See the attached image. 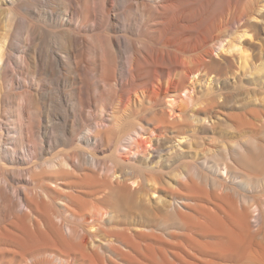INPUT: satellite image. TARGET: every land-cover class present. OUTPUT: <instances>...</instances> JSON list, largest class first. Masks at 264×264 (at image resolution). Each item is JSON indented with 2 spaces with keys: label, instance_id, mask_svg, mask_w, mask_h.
Returning a JSON list of instances; mask_svg holds the SVG:
<instances>
[{
  "label": "bare ground",
  "instance_id": "obj_1",
  "mask_svg": "<svg viewBox=\"0 0 264 264\" xmlns=\"http://www.w3.org/2000/svg\"><path fill=\"white\" fill-rule=\"evenodd\" d=\"M131 1L61 0L58 4L46 0V8L41 5L38 9L40 0H0V133L4 132V136L0 134V167L9 168L5 167L6 174L0 169L5 175L0 188L11 204L6 211L7 222L0 224V264L5 258H9V264H54L55 259L40 258L46 251L58 254L57 264H264V136L260 138L263 141L258 138L262 133L256 124L247 121L248 117H238L237 125L246 129L248 135L224 143L223 160L214 158L216 162L207 169L214 178L209 176L210 183L221 189L220 193L216 192L218 189L212 192L206 183L203 185L205 177L194 165L187 164L186 170H179L170 181H165L167 175L163 174L165 168L191 154L197 145L192 136L185 135L191 129L184 133L176 129L187 114L178 107V99L182 92L190 90L188 84L197 74H203L202 82L209 87L212 67L217 64L215 52L224 45L223 40L209 34L210 27L216 21V26L224 29L239 24L237 31L242 40L249 34L256 36L258 30L264 29V18L259 17L264 1L258 7L257 0H249L248 3H256L255 10L251 9L253 6L245 7L248 11L242 10L245 13L229 19L218 15L216 0ZM244 5L247 2L240 7L243 9ZM120 7L123 13L118 12ZM132 9L137 18L129 15ZM32 16L40 20L43 16L45 22L52 24L47 27L52 30L38 29L40 25L37 29L31 27L27 17ZM260 18V23L255 22ZM46 38L49 40L43 47ZM244 42L251 45L249 40ZM177 49L192 52V58ZM241 52L234 60L247 63L251 51ZM225 56L221 59L232 61ZM233 64L235 67L236 63ZM4 83L8 87L6 92ZM255 91L250 104L264 107V96H260L263 92L258 96ZM82 103L100 104L95 121L85 115ZM5 104L16 109L9 119L3 117L8 111L2 109ZM137 109L148 111L144 110V117L136 116L140 118L136 122L125 119L128 125L115 132L120 127L115 118L132 116ZM24 115L31 123L28 135L14 139L8 124L19 131ZM202 115L193 114L190 118L201 130L213 131L217 116L213 118L205 112ZM256 119L264 132V116ZM240 132H231V137L238 138ZM140 137H145V148ZM98 152L108 153L105 156L110 163H102L105 156L100 158ZM239 163L245 165V169L240 166L242 171L235 170ZM200 164L207 166V158ZM37 171L50 175V181L47 179L48 184L41 190L43 194L23 193L19 203L39 215L45 230L39 221L30 225L29 215L18 210V204L11 199V194H16L11 193L14 189H25L24 184L37 181ZM140 171H145L143 176ZM255 186L263 193L259 201L245 197L248 200L241 199V203L237 199L239 194L235 197L236 188H245L251 195L249 188ZM177 187L183 193L180 189L177 192ZM166 216L176 226L177 219L180 221L182 234H177V228L170 230L163 225Z\"/></svg>",
  "mask_w": 264,
  "mask_h": 264
},
{
  "label": "rangeland",
  "instance_id": "obj_2",
  "mask_svg": "<svg viewBox=\"0 0 264 264\" xmlns=\"http://www.w3.org/2000/svg\"><path fill=\"white\" fill-rule=\"evenodd\" d=\"M40 1H42V3L40 4V5H37V6H39L38 7V9H40L41 8V5H42V7L45 5V1L46 0H40ZM48 2L49 1H51V0H47ZM54 2H56V3H58L59 4V2L61 1V0H53ZM225 1V3L223 2V1H220V0H216L215 1V3H216V6H217V8H219V9H217V12L219 13V11H220V14H218L219 16H221V17H224V18H233V16L234 17H238V16H240L239 14L241 13H245L246 11H248L245 7H247L248 9H249V6H253V8H251V9H254L255 8V6H256V3L258 2V7H259V5H261L262 4V2L264 1H261V0H255L256 1V3L254 2V4H255V6H254V4H253V1H250V2H252L251 4H250V2L248 3V1L249 0H236L235 1V3H232L234 0H228L229 2H228V6H227V3H226V0H224ZM238 1V2H237ZM241 1H242V3H241ZM244 1V2H243ZM260 1V2H259ZM131 2H135L136 3V1L135 0H132ZM130 2V3H131ZM246 2H247V6L246 5H244V7H243V9L240 7L241 5H243V4H246ZM220 3H221V6H220ZM232 3V4H231ZM240 3H241V5H240ZM235 4V5H234ZM219 5V6H218ZM234 5V6H233ZM223 6V7H222ZM233 6V7H232ZM236 6V7H235ZM263 6H264V4H263ZM221 7V8H220ZM230 7V11L228 10V8ZM231 7H232V10H236V8H237V12L236 11H232L231 10ZM257 7V6H256ZM43 8H46V7H43ZM225 8V9H224ZM240 8V9H239ZM224 10V12H223V10ZM238 9H239V11H238ZM256 9V8H255ZM254 9V10H255ZM259 9V8H258ZM122 8L120 7L119 8V10H118V12L119 13H123L122 12ZM133 10V9H132ZM132 10H130V12H131V14H130V12H129V15L133 18V16H134V18H137V15H135V13H136V11H132ZM222 10V11H221ZM242 10H244V11H242ZM260 10H261V8H260ZM259 10V11H260ZM229 12V13H227V12ZM242 11V12H241ZM133 12H135V13H133ZM227 14H226V13ZM233 12H235V15H234V13ZM263 12H264V8L262 7V12H260L261 14V16L259 15V17H263L264 18V14H263ZM231 13V14H230ZM223 14V15H222ZM229 14H230V16H229ZM226 16V17H225ZM221 17H218L219 19L221 18ZM37 18V19H36ZM41 18V17H40ZM218 19V20H219ZM262 18H260L259 20H255V22H259L260 23V20H261ZM27 20H28V23H29V21L31 20V22L29 23V25L31 26V27H33L34 28V26L36 27V28H34V29H37V27H39V25H40V27L38 28V29H44V27H48V26H51L52 24L51 23H49V22H45L46 20H45V18L42 16V19L40 20L38 17H34V16H32V17H27ZM40 20V21H39ZM264 20V19H263ZM41 21H42V23H41ZM21 22V25H20V27L18 28V30L21 32V31H23V21H20ZM218 21H216L215 23H214V25L212 24V26L210 27V29H209V34L210 35H212V36H217V38H219V40L220 41H222V43L224 44H222L223 45V47H222V49H221V47H220V49H219V53L217 52H215V54L216 55H214V56H216L215 57V59L217 60V64L216 65H214L212 68V71H211V75H210V77H209V81H210V83L208 84L209 85V87H207V84L206 85H204L203 84V82H202V75L201 74H197L195 77H193L194 79H192L191 81H190V83L192 84H188V86L190 87V90H188L187 92H188V94H187V92L186 91H184V93L182 92L181 94L182 95H180L181 96V100L180 99H178L179 101H178V107H180V108H182V110H184V112H185V114L186 115H184V118H183V120L181 119L178 123H177V125H176V129L177 128H179V130L181 131V132H187V131H189L190 129V131L189 132H187L185 135H187L188 134V136H192V138H193V140H194V143H195V145L193 144V146H195L193 149H192V152H191V154H189V155H185L184 157H182L180 160H178V162H176L174 165H176L177 163V165L175 166V167H173L174 165H172V166H170L169 168H165L164 169V171H163V174H164V176H166V177H164V179L165 178H167V179H165V181L167 180V181H170V179L171 178H174L173 176L175 175V174H177V173H179L180 171H185L186 170V168H187V166L189 165V166H192V165H194V167L195 168H197L199 171L201 170V172L203 173V176L205 177V182L203 183V185L205 184L206 186L208 185V187H209V189L212 191V192H215L217 189H218V187H217V189H216V187L214 186V184H213V182H211L210 183V181H212V179H210L209 178V176L211 175V173L209 172V170H210V167L213 165V163L214 162H216V161H219L223 156H221V155H223V151L221 150L222 149V147H223V144L224 143H228V144H230V143H232L233 141H237V140H242L243 138H246V135H248V132L247 131H244V130H246V129H242V127L241 126H239V125H237V120H238V117H239V119L241 118V119H244V118H246L245 120H247V117H248V120L247 121H252L254 124H256V129H258V130H260V133H262V134H260L259 135V139L262 137V136H264V132L262 131V127H261V125H260V123L258 122V120L256 119V117H262L263 118V113H264V107H260V106H255V105H251L250 104V102L251 101H253V99H254V97L253 96H255V93L253 92V91H255L254 90V88L256 89V91L255 92H257L256 94L258 95L259 93L260 94H262V92H263V94L262 95H260V96H264V87H262L263 85H264V32H263V28H261L260 30H258L257 31V35L255 36H253V34H249V36H245V37H242L244 40H242L241 39V37H240V34H238V32L239 31H237V29H238V26H239V24H234V25H230V27L228 26L227 28H229V29H224L223 28V26L222 27H220V26H216V23H217ZM37 23H39V24H37ZM44 24H45V26H44ZM236 25V26H235ZM41 26H43V27H41ZM215 27V28H214ZM217 27H219V28H217ZM51 30H52V27H49ZM49 28H47L48 30H50ZM217 28V29H216ZM21 29V30H20ZM215 32H214V31ZM221 30H222V33L220 34L219 32H221ZM231 32H230V31ZM18 31V32H19ZM229 33V34H227V32ZM236 32V33H235ZM254 32H255V29H254ZM215 33H217V34H215ZM232 33H233V35H234V37H233V35H232ZM214 34V35H213ZM219 34V35H218ZM223 34V35H222ZM237 34V35H236ZM227 35V36H226ZM239 35V36H238ZM260 35V36H259ZM263 35V36H262ZM221 36V37H220ZM253 36V37H252ZM222 37L224 38V39H222ZM231 37V38H230ZM240 37V38H239ZM252 37V38H251ZM221 38V39H220ZM245 38H246V40H245ZM256 38H258L257 39V42H256ZM30 39V40H29ZM225 39H226V41H225ZM28 41H32V38L31 37H28V39H27ZM47 40V41H46ZM46 40L44 41V45H43V47H45L46 45H47V42H48V38H46ZM235 40V41H234ZM240 42H239V41ZM242 40V41H241ZM247 40H249L250 41V43H251V45L250 44H248V43H246V42H244V41H247ZM224 41H225V43H224ZM236 41H237V43H236ZM232 42V43H231ZM262 43L261 45L259 44V43ZM233 43H234V45H233ZM211 44V43H210ZM209 44V45H210ZM240 44V45H239ZM248 45V46H246V45ZM257 45V46H252V45ZM236 45H237V48L238 49H240V48H242V50L241 51H244V50H248V52L249 51H251V54L250 53H248V56H249V60L247 59V63L246 62H244V60H241V61H237V60H234V59H236V56L238 57V55H240L239 53H242L240 50H237V48L236 49H234V46L236 47ZM244 45V46H243ZM258 45H259V47H258ZM211 46H213V43L210 45V48H212ZM239 46V47H238ZM241 46H243V47H241ZM250 46V47H249ZM250 48V49H249ZM258 50H257V49ZM262 48V49H261ZM255 51V50H257V51H255V52H257V53H255V52H253V51ZM177 51L180 53L181 51H183V49L182 50H179V49H177ZM220 51L222 52V53H220ZM226 51V52H225ZM240 51V52H239ZM178 52H177V54H178ZM263 52V53H262ZM181 53H183V52H181ZM190 53V52H189ZM189 53H188V51H187V53H183V54H185V56L186 57H189V58H192V52L190 53V55H189ZM187 54V55H186ZM253 54V55H252ZM258 54V56H256ZM219 55V56H218ZM226 55V56H225ZM221 56H225V57H227L228 59H230V60H232L231 62H229V61H225V60H223V59H221L222 57ZM90 54H88V53H86V58H87V60L89 61H91V59H90ZM218 57V58H217ZM230 57V58H229ZM234 57V58H233ZM254 57V58H253ZM219 58H220V62H219ZM256 58V59H255ZM253 59V60H252ZM233 60H234V62L236 63V65H235V67H234V62H233ZM251 60V61H250ZM258 60V61H257ZM237 61V62H236ZM222 62V63H221ZM243 62L245 63V64H243ZM255 62V63H254ZM261 64H260V63ZM89 63V62H88ZM229 63V64H228ZM250 63V64H249ZM251 63H254L253 64V68L251 69L250 68V66L252 65ZM258 63H259V65H258ZM232 64H233V66H232ZM219 65V66H218ZM226 66V67H225ZM229 66V67H228ZM260 69H258L257 67ZM99 67H100V65H99ZM231 67H234V69L233 68H231ZM245 67V68H244ZM101 68V67H100ZM219 68V69H218ZM215 69V70H214ZM246 69H247V71H246ZM255 69V70H254ZM233 70H235V72L237 73V75H236V73L234 72H232L231 73V71H233ZM215 71V73H213ZM217 71H219L218 73H217ZM227 71H228V75H226V73H227ZM241 71V73H245V75H242L241 73H239ZM261 71H262V73H261ZM261 74H260V73ZM213 74V75H212ZM215 74H220V75H215ZM223 74H225L224 76H223ZM230 74V75H229ZM254 74H257V75H260L259 77V79H257V78H254L255 76H254ZM263 74V75H262ZM86 75H88V76H86V79L88 80V81H91V76L89 75V74H86ZM212 76V77H211ZM235 76H238L239 77V79L237 78V77H235ZM241 76H242V81H241ZM224 77L227 79H224ZM228 77H229V79H228ZM244 77V78H243ZM251 77H253V79L254 80H251L252 78ZM216 78V79H215ZM219 78V79H218ZM231 78V79H230ZM261 78H263V79H261ZM215 79V80H214ZM218 79V80H217ZM255 79H257L256 81H255ZM249 80V81H248ZM251 80V81H250ZM198 81V82H197ZM215 81V82H214ZM217 81V82H216ZM226 81H228V82H226ZM238 81V82H237ZM194 82H196V84L194 83ZM215 84H214V83ZM231 82V83H230ZM261 82V83H260ZM199 83H201V84H199ZM213 83V84H212ZM216 83H218L217 85H216ZM193 84H195V85H193ZM211 84V85H210ZM259 86H257V85ZM220 85V86H219ZM239 85V86H238ZM194 86L196 87V88H194ZM200 86H202V87H200ZM206 86V87H205ZM218 86V87H217ZM3 87H5L4 89H5V92L7 91L6 89L8 88L7 87V85L4 83V85H3ZM211 87V88H210ZM193 88V89H192ZM206 88H207V91H206ZM215 90H214V89ZM238 88V89H237ZM252 88V89H251ZM260 88V89H259ZM199 89V90H198ZM202 89V90H201ZM209 89H210V93L208 92L209 91ZM251 89V90H250ZM193 90V91H192ZM201 90V91H200ZM205 90V91H204ZM214 90V91H213ZM248 90H250V91H248ZM261 90V91H260ZM195 91H196V93H195ZM224 91V92H223ZM194 92V93H193ZM248 92V93H247ZM249 92H253V93H249ZM187 95H186V94ZM7 94V93H6ZM195 94V95H194ZM214 94V95H213ZM216 94V95H215ZM222 94V95H221ZM250 94V95H249ZM184 95V96H183ZM196 95L198 96V97H196ZM240 95V96H239ZM252 95V96H251ZM258 95V96H259ZM191 96V97H190ZM196 98H195V97ZM209 96V97H208ZM222 97V99L223 100H221V97ZM244 96V97H243ZM245 96H246V98H248V99H246V101H245ZM257 96V97H258ZM184 97H186V98H184ZM224 97H226L227 99H225ZM251 97H253V98H251ZM187 99V100H186ZM194 99H196L197 101H198V106H199V109L198 108H196V107H198L197 106V102H196V100H194ZM201 99V100H200ZM220 99V100H219ZM243 99V100H242ZM103 100H105V99H103ZM102 100V102H105V101H103ZM226 102H225V101ZM241 100V102L239 103V101ZM248 100V101H247ZM217 101H219V102H217ZM242 101H245V103H243ZM250 101V102H249ZM179 102H181V103H179ZM238 102V103H237ZM74 103V102H73ZM205 103V104H204ZM222 103H224L225 105H223ZM242 103V104H241ZM75 104V103H74ZM95 104V105H94ZM230 104H232V106L230 105ZM238 104V106H236ZM7 105V106H6ZM76 105V104H75ZM86 104L84 103H82V105H81V109L83 110V112H85V115L90 119V120H96L97 118L96 117H99V112H100V104L99 103H97V105H96V103H91L90 105H86ZM231 107H229V106ZM236 107H235V106ZM249 105H250V107H249ZM10 104H5V106H2V109H7L8 111L6 112L5 110H3L2 111V114H3V112L5 113L4 115H3V117H5V115H6V119H9V117L10 116H14V113H12V112H14L16 109H15V107H12V106H10ZM97 108H96V107ZM183 106L184 107H186V108H183ZM196 106V107H195ZM225 106V107H224ZM240 106H242L241 108H240ZM1 107V106H0ZM5 107V108H4ZM8 107V108H7ZM109 107V106H108ZM195 107V108H194ZM202 107V108H201ZM243 107H245V109H243ZM253 107H255V108H253ZM257 107V108H256ZM11 108V109H10ZM14 108V109H13ZM204 108V109H203ZM235 108V109H234ZM10 109V110H9ZM108 110H109V108H107ZM179 109V108H178ZM240 109V113L239 112H237L238 110ZM246 109H249V110H246ZM252 111H251V110ZM259 109V110H258ZM146 111V113H147V109H137V110H135L134 112H133V114H132V116H129V117H121V116H117L115 119H116V121L115 122H119L120 123V127L119 128H117V129H115V132H119L121 129L122 130H124V127H126L127 125H128V122L127 121H129V122H132L133 120H135V122L137 121V119H138V117H144V115H146V113H145V111ZM181 110V109H180ZM192 110V111H191ZM209 110H211L212 112L209 114L208 112H210ZM231 110V111H230ZM235 110V111H234ZM243 110V111H242ZM246 110V111H245ZM99 111V112H98ZM137 111V112H136ZM197 111V112H196ZM206 111H207V113H206ZM234 111V112H233ZM258 111V112H257ZM261 113H260V112ZM9 112H11V113H9ZM141 112V113H140ZM205 112V114L206 115H210L211 117H216V118H214L217 122H216V125L214 126V128H213V131L212 130H207V131H205V130H201V128H198V125L194 122V120L192 119V118H190L191 117V115H193V114H196V115H198V116H203L202 114ZM222 112V113H221ZM230 112V113H229ZM237 112V113H236ZM6 113H8V114H6ZM93 113V114H92ZM134 113H135V115H134ZM193 113V114H192ZM199 113V114H198ZM226 113V114H225ZM243 113V114H242ZM95 114V115H94ZM144 114V115H143ZM191 114V115H190ZM219 114H220V116H219ZM259 114V115H258ZM10 115V116H9ZM251 117H253V118H251ZM255 115V116H254ZM136 116H138V117H136ZM25 117V118H24ZM120 119H119V118ZM130 117L132 118V119H130ZM133 117H135V118H133ZM187 119H186V118ZM189 117V118H188ZM232 117V118H231ZM21 118H23L21 121H20V123L22 124V127L20 128V130L18 131L16 128L14 129V126L12 125H10V124H8V126H9V128H11V129H13V135H12V133H10V136L12 137V138H14V139H21V138H24V137H26L27 135H28V132H29V130H30V121L28 120V118H27V116H23V117H21ZM20 118V119H21ZM139 118V119H140ZM221 118L223 119V120H221ZM125 119H127V121H125ZM138 119V120H139ZM190 119V120H189ZM250 119V120H249ZM256 119V120H255ZM120 120V121H119ZM122 120V121H121ZM218 120H220L219 122H218ZM225 120V123L223 122ZM29 121V122H28ZM183 121V122H182ZM192 121V122H191ZM228 121V122H227ZM13 122V121H12ZM25 122V123H24ZM125 122V123H124ZM5 124H6V122H4ZM114 123V122H113ZM228 123V124H227ZM234 123V124H233ZM28 125V127H29V129H28V127L26 128V126ZM124 124V125H123ZM122 125V126H121ZM223 125V126H222ZM232 125H233V128H232ZM234 125H236V127L234 126ZM24 126H25V128H24ZM185 126H186V128H185ZM195 126V127H194ZM219 126V127H218ZM225 126H226V129H225ZM181 127H183L182 129H181ZM193 127V128H192ZM230 127V128H229ZM189 128V130H187ZM217 128V129H216ZM220 128V129H219ZM224 128V129H223ZM4 129H6V127H4ZM26 129V130H25ZM186 129V130H185ZM232 129V130H231ZM238 132L239 130L241 131L240 132V134H239V136H237L238 138H236V139H234L235 137H231V134L232 133H234L235 132V130ZM17 130V131H16ZM184 130V131H183ZM217 130V131H216ZM230 130V131H229ZM192 131H194V132H192ZM219 131H223V132H219ZM218 132V133H217ZM226 132H227V134H226ZM230 132V133H229ZM232 132V133H231ZM196 133V134H195ZM221 133H223V134H221ZM244 133V134H243ZM0 134H2L3 136H4V132H1ZM25 134H26V136H25ZM191 134V135H190ZM200 134V135H199ZM203 134V135H202ZM212 134H214V135H212ZM241 134H243V135H241ZM199 135V136H198ZM207 135V136H206ZM119 135L117 134V136L116 137H118ZM216 137V138H214V137ZM18 137V138H17ZM226 137V138H225ZM141 139H142V141H141V145L145 148V143H146V141L144 140V142H143V138L145 139V137H140ZM139 138V141L141 140ZM204 138V139H203ZM218 138V139H217ZM222 138V139H221ZM230 138V139H229ZM232 138V139H231ZM206 139V140H205ZM262 139H263V137H262ZM219 140H221V141H219ZM224 142H223V141ZM261 140V139H260ZM215 141V142H214ZM219 141V143H216V142H218ZM227 141V142H226ZM261 141H263V140H261ZM142 142L144 143V145L142 144ZM198 142H199V144H198ZM204 142L206 143V144H204ZM210 145H209V144ZM222 143V144H221ZM263 143H264V141H263ZM262 143V144H263ZM208 144V145H207ZM219 144V145H218ZM220 144H221V146H220ZM201 145H204L203 147L201 146ZM206 145V146H205ZM8 147H10V145H7ZM220 146V147H219ZM263 146H264V144H263ZM146 147H147V144H146ZM201 147V148H200ZM207 147V148H206ZM216 147V148H215ZM198 150V151H197ZM197 153H195V152ZM201 151V152H200ZM205 151V152H204ZM215 151V152H214ZM220 151V152H219ZM200 152V153H199ZM211 153H213V154H211ZM215 153V154H214ZM98 154H99V156H100V158H102L103 156H107V154L108 153H104V154H100L99 152H98ZM194 154V155H193ZM195 154H196V156H195ZM202 154H206L204 157L202 156L201 157V155ZM211 154V155H210ZM219 154V155H218ZM104 157V158H102V163H105L104 161H106V164L105 165H107V162H108V164L110 163V159H109V157ZM191 156V157H190ZM195 156V157H194ZM198 156V157H197ZM212 156H213V158H212ZM219 156V157H218ZM190 157V158H189ZM201 157V158H200ZM204 158H207V160H208V164H207V166H205V167H203V166H201V161L204 159ZM214 158H216V159H218V160H216V159H214ZM104 159V160H103ZM198 159V160H197ZM201 161H200V160ZM191 160V161H190ZM196 160V161H195ZM210 160V161H209ZM214 160H216V161H214ZM223 160V158L220 160V161H222ZM185 161V162H184ZM193 161V162H192ZM200 161V162H199ZM212 161V162H211ZM184 162V163H183ZM196 165H195V164ZM211 163V164H210ZM188 164V165H187ZM210 164V165H209ZM241 164V165H240ZM184 167H183V166ZM186 165V166H185ZM244 164L243 163H239V166H237V168L235 169V170H238V169H240L241 171L243 170V169H245V165L243 166ZM240 166H243L242 168L243 169H241V167ZM4 167V168H3ZM3 167H0V169H2V171H3V169H4V173L6 174V169L8 170L9 168L7 167V166H3ZM5 167H6V169H5ZM202 167V168H201ZM209 168V170L207 171V169ZM166 169H168V171L166 170ZM175 169V170H174ZM203 169V170H202ZM204 169H205V171L206 172H209V173H206L205 171H204ZM137 170V169H136ZM180 170V171H179ZM1 170H0V178H1V182H0V187L2 188V184H3V182H2V180H3V178H4V176L5 175H3L4 173H2L1 174V172H2ZM239 171V170H238ZM140 173L142 174V176L144 175V173H145V171L143 172V171H140ZM205 173H206V175H205ZM39 174V175H38ZM166 174V175H165ZM46 175V174H45ZM44 175V173H41L40 171H37V181H35V182H31V184L29 183L28 185L27 184H24L25 186H27V188H25V189H23V188H16V190L14 189L13 190V192H11V193H16L17 194V196H16V194H14V196L11 194V199L13 200V201H15L17 204H18V210H21V211H25L28 215H29V222H30V225H33L32 224V222H34V221H39L40 222V220H41V218H39V215H37L36 213H32V211H31V209H29L28 207H26V206H21L20 205V198L22 197V194L23 193H26V194H31V195H36V196H40V194H43L42 192H41V190H42V188L46 185V184H48L47 182H45V181H50V179H49V176L50 175H46L45 176ZM47 176H48V178H47ZM169 176H171V177H169ZM45 177H46V180H45ZM211 178H213V176L211 175L210 176ZM48 179V180H47ZM214 179V178H213ZM217 180H219V181H222V179H217ZM43 181L45 182V183H43ZM48 181V182H49ZM64 181V180H63ZM65 182V181H64ZM199 183V182H198ZM208 183V184H207ZM212 184H213V186H212ZM23 185V184H22ZM35 185V186H34ZM254 185V184H253ZM257 185V184H256ZM39 186H41V187H39ZM205 186V187H206ZM33 187H35L34 189V191L32 190L33 189ZM242 187V186H241ZM1 188H0V194L2 193V190H1ZM213 188V189H212ZM255 188L257 189V190H255ZM180 188H178L177 187V192H181V193H183V190H179ZM208 188H207V190L208 191H210ZM239 189V190H238ZM242 189L243 188H236V191H235V193H236V195H235V197L237 198L238 197V194H239V197L237 198L239 201L242 199V200H251L253 197H255L256 199H257V201H259L261 198H262V196H263V193H261V191L259 190V188L258 187H252V188H249L250 189V192H254V195H253V192L251 193V195L248 193V192H246V189L244 188L243 189V191H242ZM21 190V191H20ZM219 190V189H218ZM216 191V192H218V193H220V191H221V189L219 190V191ZM259 190V191H258ZM36 191V192H35ZM41 192V193H40ZM256 192V193H255ZM19 193H21L20 195H19ZM247 193V194H246ZM229 194H231V192H229ZM241 195H242V197H241ZM16 196V197H15ZM260 196V197H259ZM0 197H3L2 196V194H1V196ZM14 197H15V200H14ZM245 197L246 198H248V199H245ZM16 199L18 200V201H16ZM45 200L46 201H48V202H50V200L48 199V198H45ZM2 201H4V202H2ZM0 209H1V213H0V224L2 223V224H5L6 222H7V215H6V211H7V209L9 210V208L11 207V204H10V202L9 201H7V200H5L4 199V197L3 198H1L0 199ZM241 203H243L242 201H240ZM5 203V204H4ZM50 203H56V202H50ZM2 204V205H1ZM4 205V206H3ZM57 205V204H56ZM58 206V205H57ZM61 205H59L58 207L59 208H61V210H62V207H60ZM22 207H25V209H23ZM3 209V210H2ZM28 210V211H27ZM30 210V211H29ZM30 212V213H29ZM3 213V214H2ZM14 213V216H16V211H14L13 212ZM65 214V213H64ZM4 215V216H3ZM65 215H69V213L68 212H66V214ZM3 216V217H2ZM6 216V217H5ZM31 216V217H30ZM1 218H4V220L3 219H1ZM68 218H69V216H68ZM169 218L170 217H168V219H167V216L165 217V219H163V220H165V223L163 224L165 227H167L168 229H170V230H172L171 228H177V234H182L181 232L183 231L182 229H183V225L180 223V221H178V219H177V222L180 224H178L177 223V226L176 225H174V224H172L170 221H169ZM1 220H3L2 222H1ZM4 222V223H3ZM43 221H41L40 222V227L43 229V230H45L46 228H44V226H43V224H44V222L42 223ZM169 223V224H168ZM168 224V225H167ZM182 227V228H181ZM180 230V232H178ZM182 230V231H181ZM168 245H173L174 243H167ZM175 244H177V243H175ZM187 245V243H180V244H177V246H186ZM41 245H42V243H41ZM46 244L45 243H43V246H45ZM48 246V245H47ZM58 250H59V248H57ZM47 250H48V247H47ZM61 250V249H60ZM105 250H103V252L102 253H104V255L105 256H108V254L106 255V252H104ZM55 254V255H54ZM63 254V253H62ZM51 257H50V256ZM57 253H52V252H48V251H46L45 252V254H44V256H40V258H43V259H47V260H53V259H55L54 261H52L54 264H57L59 261H57L56 259H57ZM49 256V257H48ZM45 257V258H44ZM54 257V258H53ZM170 257V256H169ZM9 258H5L4 259V261L2 262L3 264H7V262H8V264H9V260H8ZM12 264H18V262H14V263H12Z\"/></svg>",
  "mask_w": 264,
  "mask_h": 264
}]
</instances>
